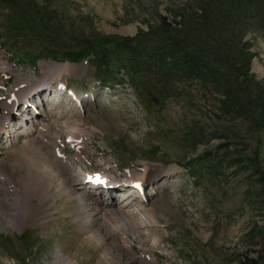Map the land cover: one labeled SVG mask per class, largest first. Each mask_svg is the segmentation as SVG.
Segmentation results:
<instances>
[{
  "label": "rangeland",
  "instance_id": "1",
  "mask_svg": "<svg viewBox=\"0 0 264 264\" xmlns=\"http://www.w3.org/2000/svg\"><path fill=\"white\" fill-rule=\"evenodd\" d=\"M189 1L194 0H0V62L6 65L0 69V107L7 100L9 117L12 108L15 113V119L6 123L9 134L0 135V165L9 168L4 171L20 173L28 187V193L22 185L15 188L7 173L0 172V264H108L110 254L113 264H264V121L249 122L259 108L228 123L215 95L199 98L205 92L196 82L176 85L188 90L176 97L173 90L165 96L162 85L146 78L147 116L129 83L105 91L87 60L63 58L85 49L93 58L92 50L100 54L107 50L106 40L129 41L141 33L176 26ZM256 1L254 12L264 16V0ZM24 15V26L37 25L39 34L19 29ZM10 23L17 39L11 40ZM7 35L10 41H5ZM244 42L252 54V84L264 86V34L248 31ZM14 50L28 51L23 56L37 59V65L13 59ZM55 58L64 63L53 62ZM19 80L23 81L19 88L29 82L23 97L15 86ZM44 82L49 90L58 82L71 84L84 92L83 103L70 105L51 98L35 103ZM31 108L36 113L27 117ZM196 124L206 136L190 137ZM222 125L232 127L239 138L223 136ZM70 130L87 138L85 165L75 157L81 148L68 141ZM55 146L69 151L65 163L64 156L56 159L60 153ZM52 161L58 163L57 174L70 179L73 188L59 187L51 173L50 195L58 220L44 225L33 219L41 210L28 168L50 166ZM185 162H191L197 175L177 168L176 163ZM92 167L109 169L121 178L129 172L131 186L136 179L142 182V172L155 173L144 179L149 181L146 193L153 195L146 202L144 196L122 202L114 192L84 195L80 179ZM101 172L107 177V171ZM23 201L33 216L15 225L17 205ZM94 202L116 219L92 209ZM125 215L137 219L138 231L116 228L118 218ZM72 237L86 243L67 248Z\"/></svg>",
  "mask_w": 264,
  "mask_h": 264
},
{
  "label": "trees",
  "instance_id": "2",
  "mask_svg": "<svg viewBox=\"0 0 264 264\" xmlns=\"http://www.w3.org/2000/svg\"><path fill=\"white\" fill-rule=\"evenodd\" d=\"M252 4L258 2L189 1L178 25L163 26L156 32L141 33L129 41L106 40L110 42L105 43L109 44L107 50L103 54L92 50L93 58L89 61L95 68L96 78L105 84L123 83L124 70L144 106L147 105L149 98L146 93V78H154L157 84L162 85L165 96L173 90L176 97L187 90L186 87L179 89L176 85L187 86L196 82L200 86V92H205V95L199 98L215 95L217 102L220 103L221 112L229 116L225 119L228 123H235L242 117L251 116L256 108H259V113H255V117L250 118L249 122H263L264 86L258 82L252 84L254 82L251 74L252 54L247 51V43H242V38L248 31L257 30L264 34V16H258ZM24 17L25 15L22 19ZM25 23L26 20L23 19L22 26H19L20 30H25L29 35L40 33L41 28L37 25L25 27ZM8 29H11L9 34L14 33L11 40L17 39L16 28L11 23ZM51 29L55 31L58 26ZM2 37L3 34L0 33V39ZM5 37V41H10L9 35ZM14 51L13 55L20 61H29L23 56L28 51ZM81 52L76 56L71 52L68 53V57L63 58L69 61L80 60L88 58L91 51L85 49ZM35 61L37 59L33 60L32 65L36 64ZM137 76L142 77L144 81L140 82ZM197 126L194 125L189 132L192 139L198 138L197 135L207 134L202 130L201 132ZM220 128L225 132L223 136L226 138L231 140L239 138V134L235 133L232 127L222 125ZM234 160L232 159L231 165L236 166Z\"/></svg>",
  "mask_w": 264,
  "mask_h": 264
},
{
  "label": "bare ground",
  "instance_id": "3",
  "mask_svg": "<svg viewBox=\"0 0 264 264\" xmlns=\"http://www.w3.org/2000/svg\"><path fill=\"white\" fill-rule=\"evenodd\" d=\"M62 67H64L62 65ZM6 65L4 62H0V69H5ZM23 83L22 80H19L18 83L15 85L16 87H18V93L20 94V96H22L24 93H26L25 91V87L28 86L29 82H27V84H24L25 87L24 88H19L20 84ZM32 86V85H31ZM29 91V90H28ZM17 94V93H16ZM23 97V96H22ZM21 97V98H22ZM8 99V98H7ZM8 107V102L7 100L5 101V103L0 107V135L1 134H9V131L7 130V126H6V120L7 118H9L10 115V108ZM71 131V130H70ZM81 131H71L69 132L70 134L68 135L69 141L76 147H80L81 145L85 144L87 138L86 136H84L83 133H80ZM80 133V134H79ZM58 153H60L59 155H61V157L64 156L63 151H59L57 150ZM50 160V159H49ZM59 160V159H58ZM61 160V159H60ZM48 163V162H47ZM5 165V164H4ZM52 165V166H51ZM50 166L46 165V167H38L37 169H33L31 167H29V178L32 181L31 184H34V193L35 195L38 196V200L40 201V204L38 206V208L41 210L40 212H34V216L32 215V209L30 208L29 203L26 202H21L19 203L18 209H19V213L18 215H16L13 219L14 224L15 225H21L23 222H25V220L28 218L29 216H33V219L35 220L36 223H42L44 225H47L49 223H55L58 216V213L56 212V202L54 199H52L51 195H50V191H51V186H52V182H51V175L53 174L52 179L55 177L58 179V183H59V187H65L68 186L69 190H72V185L71 183L68 181L70 179H68L67 177H65L64 175H62L60 172L59 174H57V168H58V163L55 161H52ZM55 166V167H54ZM5 167L3 166V164L0 165V172H4L7 173L8 176L7 177L10 182L12 183V185L16 188V187H21L22 185V189L28 193L27 189V183L26 181H24V179L21 177L20 173H18L16 170H3ZM8 167L6 166L5 169H7ZM9 169V168H8ZM64 169V168H63ZM11 172V173H9ZM3 173V176L5 175ZM52 173V174H51ZM103 173V172H102ZM12 174V175H10ZM55 175V176H54ZM101 175H105V173L101 174ZM155 175V173H150L147 174L146 172H142L140 174V179L143 181L145 179V177H147V179H150L151 177H153ZM72 181V180H71ZM57 182V181H56ZM135 182V181H134ZM56 184V183H55ZM139 184V183H138ZM11 185V184H10ZM32 186V185H31ZM57 186V184H56ZM135 187V184L133 185ZM18 189V188H17ZM22 191L19 190V192L22 194ZM24 192V193H25ZM68 192V191H67ZM25 193V194H26ZM69 194L72 195V191L69 192ZM25 196V195H24ZM164 200H162L163 202ZM31 203V202H30ZM147 203H151L149 200ZM167 204V203H166ZM94 210L96 211H100L103 216L106 214L110 217H112V213L110 212V214L108 213L107 209L104 208H99L98 205L94 202L92 203ZM32 206V205H31ZM13 208V207H12ZM37 208V209H38ZM14 210V209H13ZM15 212V211H14ZM129 213V212H128ZM31 214V215H30ZM12 215V214H11ZM105 218H107V216H105ZM113 219H116V217H112ZM120 219V223L118 225H116V228L120 230V227H125L127 232H134V231H138L139 230V223L137 221V219H135V217H128L125 215V218H118ZM124 220V222L122 221ZM11 222V221H10ZM145 222V221H144ZM144 222H142L141 224H143ZM27 224V223H26ZM33 224V223H32ZM43 225V226H44ZM99 238V243H104L103 241V236H98ZM80 239V238H79ZM76 237H72L69 241H67V248H79V243H81V245H83L84 243H86V241L83 239L81 241V239L79 240ZM92 239V238H91ZM100 245V244H99ZM103 246V245H102ZM82 247V246H81ZM87 248V247H86ZM79 250V249H78ZM113 252V251H112ZM111 258L113 257L112 254H110ZM108 258V257H107ZM108 259V264H113V262H111L112 259ZM101 262V261H100ZM99 262V263H100ZM98 263V264H99ZM118 264H124V262L120 261Z\"/></svg>",
  "mask_w": 264,
  "mask_h": 264
},
{
  "label": "snow or ice",
  "instance_id": "4",
  "mask_svg": "<svg viewBox=\"0 0 264 264\" xmlns=\"http://www.w3.org/2000/svg\"><path fill=\"white\" fill-rule=\"evenodd\" d=\"M61 87H63V85H61ZM97 182L98 183H102L103 181L102 180H98ZM137 187H139V185H137Z\"/></svg>",
  "mask_w": 264,
  "mask_h": 264
}]
</instances>
